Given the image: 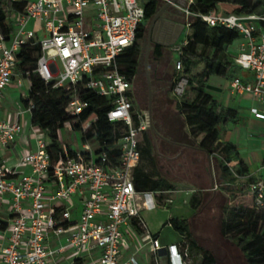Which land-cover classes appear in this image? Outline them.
Wrapping results in <instances>:
<instances>
[{"label": "built area", "instance_id": "built-area-1", "mask_svg": "<svg viewBox=\"0 0 264 264\" xmlns=\"http://www.w3.org/2000/svg\"><path fill=\"white\" fill-rule=\"evenodd\" d=\"M6 1H25L26 7L24 12L12 14L9 37L0 32V96L18 73L16 55L22 46L39 44L36 72L54 87L71 88L67 112L81 113L85 105L80 92L92 90L109 99L108 120L123 122L126 130L117 142L118 164L110 163L105 153L96 161V149L90 141L81 143L79 149L73 147L74 155L67 154L64 160L55 162L47 149L46 133L38 127L34 129L36 150L23 153L18 161L21 167L31 165V172L10 169L0 157V199L9 195L10 203L8 220L0 217V226L6 224L9 229L0 264H59L57 257L66 247H71L75 256L100 248L99 264H140L135 256L121 260L125 234L133 229V223L151 244L154 264H192L194 254L185 233H180L177 243L163 246L141 214L142 207L172 204L174 199L168 195L172 190L139 191L135 186L134 172L141 160V139L150 128L149 117L135 105L133 82L119 69L117 57L135 42L145 18L144 0ZM187 6L181 9L186 14L185 27H190ZM200 16L211 26L239 31L233 59L253 75V80L234 76L231 90L264 101V13L209 12ZM32 21L44 25L46 39L41 40L39 32L29 27ZM187 43L186 37L174 45V50L180 54ZM175 68L183 70L181 60L176 61ZM183 88L176 86L174 93H182ZM34 106L30 102L25 110L31 113ZM250 112L264 120V109L252 107ZM89 126L90 122L83 124L82 130ZM23 127L19 119H0V150L14 142ZM64 127L73 130L71 122ZM64 149L67 153L65 143ZM250 189L263 196L264 180L258 179ZM75 197L81 201V211L72 226ZM56 202L62 204L58 212ZM51 234H65V242L51 247Z\"/></svg>", "mask_w": 264, "mask_h": 264}, {"label": "trees", "instance_id": "trees-1", "mask_svg": "<svg viewBox=\"0 0 264 264\" xmlns=\"http://www.w3.org/2000/svg\"><path fill=\"white\" fill-rule=\"evenodd\" d=\"M164 3L162 0H144L145 18L140 24L135 42L117 57L119 69L132 82L137 75L142 58L146 24ZM25 7V1L0 0L1 33L10 36L13 31L12 14L24 12ZM187 7L191 12L189 17L191 33L187 36L188 43L176 59V61L181 60L183 70L179 72L174 68L173 73L166 74L159 72L158 67L152 64V60L149 61L153 95H155L156 79L167 82L166 95L173 94L181 78L186 79V87L182 95L175 100L174 105L192 138L200 137L198 147L210 155H216L218 159L220 176L225 183L224 189L230 200L222 221L221 233L231 239L242 251L248 264H264V195L259 196L257 192L250 189V185L258 181V178L251 174L243 161L239 159L236 146L220 140L223 125L228 121L238 122L237 111L219 103L208 91L209 77L213 74L228 78L239 76L238 72L241 68L234 62L229 47L240 37V33L237 29L222 25L211 26L200 16L209 12L264 13V0H193ZM174 12L181 20V12L177 10ZM163 49V45L154 43L152 54L155 62H159L163 57ZM40 53L39 44L23 45L16 55L17 69L30 80L29 92L23 102L25 106H28L30 102L35 105L31 111V123L46 133L49 140L47 149L53 160L59 162L64 160L67 154L70 156L75 154L74 148L69 144H65L66 153L64 142L59 134L65 123L71 122L73 129L80 131V143L86 141L93 143L96 149V161L100 159L102 153H105L110 163L118 164L120 149L117 142L125 132L126 126L121 121L108 120L107 114L111 108L109 99L92 90H81L80 98L85 105L82 112L76 115L67 112L66 108L72 99L73 92L71 88L54 87L52 83H46L40 77L36 72ZM201 64L202 71L194 72V69ZM189 92L192 94L189 95ZM87 122H90V126L83 131L82 125ZM155 129L157 134L161 133L157 126ZM149 131L150 129L141 139L140 150L141 157L146 156L152 159L153 144ZM134 180L139 191L173 188V185L164 177H155L140 164L135 168ZM61 207V202L55 203L57 212ZM169 221L179 233L187 235L192 253L195 249H199L202 252L200 259L204 260L205 264H217L213 253L201 248L193 238L187 218L172 217Z\"/></svg>", "mask_w": 264, "mask_h": 264}, {"label": "rangeland", "instance_id": "rangeland-1", "mask_svg": "<svg viewBox=\"0 0 264 264\" xmlns=\"http://www.w3.org/2000/svg\"><path fill=\"white\" fill-rule=\"evenodd\" d=\"M184 4L186 7L188 0H184ZM171 9L181 12L182 22L186 20V14L176 4L171 6ZM35 24L32 21L29 27L39 32L41 40L46 39L47 34L44 25L40 22ZM146 28H148L147 24ZM190 33V27L186 26L178 39V43H181ZM146 37L143 40L142 58L133 81V88L135 105L148 113V88L144 60L147 45ZM153 45L154 42L152 41L147 57L148 69L149 61L152 60V64L158 67L159 72L173 73L178 53L171 46H163L164 55L159 62H155L152 54ZM202 69L203 65L201 64L194 69V72H200ZM16 77L20 78L21 74L18 72ZM181 82L182 84L177 86L179 88L185 87L186 80H181ZM14 83H16V79ZM154 83L155 95L152 94V116L154 126H157L161 133L153 136L151 130L149 131L153 144L152 159L146 156L141 157L140 166L155 177H164L173 185V188L170 189L172 191L168 195L174 199V202L166 207L157 206L154 209L142 211L146 222L152 232L159 233L160 242L168 244L178 242L180 233L167 222L172 217L187 218L193 238L201 248L213 253L217 264H248L242 251L231 239L221 233L222 221L225 217L226 207L230 205V200L224 189L225 183L220 176L216 155L202 151L198 147L200 137L194 139L190 135L189 129L185 126L174 105L175 100L181 95L175 96L172 93L166 95L167 82L156 79ZM15 89L16 92L11 95L13 97H18L19 92L28 94V88L19 87ZM26 96H21V104H24L23 100ZM59 134L65 144L77 149L81 148L80 131L63 127ZM222 136L223 130L221 131ZM7 210L4 208L3 213L0 212L4 219H7ZM146 250L145 247L144 252ZM200 253L202 254L199 249L193 251L192 264H205L204 260L200 259ZM144 261L148 264L152 263V260ZM165 261L162 260V262Z\"/></svg>", "mask_w": 264, "mask_h": 264}, {"label": "crops", "instance_id": "crops-1", "mask_svg": "<svg viewBox=\"0 0 264 264\" xmlns=\"http://www.w3.org/2000/svg\"><path fill=\"white\" fill-rule=\"evenodd\" d=\"M176 6L181 9V7H185V4L177 2ZM33 24H35L34 21ZM157 25L158 23L155 25L153 32L155 30L158 31ZM165 36L167 37V33L165 34ZM236 45L237 42H235L232 47H229V51L233 56L237 53ZM171 47L174 50V45H172ZM238 73V75L245 80H253V75L248 71L241 69ZM16 76L0 96V119L9 121L19 119L24 127L23 131L16 137L14 142H12L7 148H3L0 150V157L5 159L6 164L10 169H16L19 172L29 173L31 172V165L24 167L18 166L20 156L23 153L36 150L37 147L34 131L35 127L31 123V113L25 110L26 106L24 104L20 103L21 96H25L28 94L19 92L18 97H13L11 95L13 92H16L15 88L19 87L28 88L29 92L30 81L27 77L18 78ZM15 79L16 83H14ZM231 80L232 78L230 77L228 78L215 74L209 77L210 88L208 89V91L219 103L226 107L235 109L238 115V122L234 123L232 121H228L223 125V136L220 140L223 143H233L237 148L239 159L243 161L248 171L259 180H264V169L262 168L264 162V120L255 118L250 112V109L252 107L264 109V101L257 100L249 94L233 93V91L231 90ZM182 93L173 92L175 96L182 95ZM191 94L192 92H189V95ZM9 207V195H4L2 199H0V212L3 213L4 208L6 210L8 209L7 219L2 218L1 215L0 217L5 221L8 220V217L10 215ZM147 210H151V208L142 207V216V211ZM80 211L81 201L78 197H75V203L71 215L72 226H74L76 222H78L80 218ZM148 228L151 234L160 242L159 233L152 232L149 225ZM8 234L9 229L6 224L4 226H0V252L1 249L7 244ZM64 242L65 234L59 236L55 234L50 235L49 244L51 247H59ZM173 243L177 242H171L168 244H162L160 242V244L163 246ZM145 247L147 248L146 252H144ZM100 255V248H93L91 250L82 252L79 256H75L72 248L66 247L63 253L58 255L57 261L59 264H99ZM161 255L162 260H165L164 251L161 253ZM130 256H135L140 264H148L144 260H152L153 263L151 244L144 238V234L136 226L135 223H133V229L129 233L125 234V244L122 247L121 253L122 262L127 260Z\"/></svg>", "mask_w": 264, "mask_h": 264}, {"label": "water", "instance_id": "water-1", "mask_svg": "<svg viewBox=\"0 0 264 264\" xmlns=\"http://www.w3.org/2000/svg\"><path fill=\"white\" fill-rule=\"evenodd\" d=\"M177 2H180L181 4H184V0H168L164 3V5L159 8L155 14L151 17L150 23L147 28V45L145 49V69H146V77H147V87H148V117H149V126L150 130L155 136L157 134V131L155 129L154 123H153V116H152V84L149 76V69H148V62L147 57L150 50L151 42L161 43L164 47L175 45L180 38L182 31L185 27V24L181 21L173 20L171 18H164L162 16L164 10L170 6L175 5ZM164 21V26H159L158 33L154 34L153 29L155 28V25L157 24V21L160 20ZM160 31H163L167 33V37L169 40H166L164 42H160ZM154 37V38H153ZM163 37V34L161 35V38Z\"/></svg>", "mask_w": 264, "mask_h": 264}, {"label": "flooded vegetation", "instance_id": "flooded-vegetation-1", "mask_svg": "<svg viewBox=\"0 0 264 264\" xmlns=\"http://www.w3.org/2000/svg\"><path fill=\"white\" fill-rule=\"evenodd\" d=\"M163 5H164V4H163ZM163 5H162V6H163ZM162 6H161V7H162ZM161 7H160V8H161ZM162 16H163L164 18H171V19H173V20L180 21V19H179L177 13L174 12V10H172L171 7L166 8V9L164 10ZM149 23H150V20L147 22V27H148ZM157 23H158V25H157V26H158L157 29L159 28V26H164V21H161V19L158 20ZM157 32H158L157 30L154 31L155 34H157ZM162 34H163V37L161 38V35H162ZM165 34H166L165 32L160 31V37H159V39H160L159 41H160V42H164V41H166V40H169V38H166ZM153 38H154V37H153ZM154 43H156V42H154ZM158 44H161V43L158 42ZM161 45H162V44H161Z\"/></svg>", "mask_w": 264, "mask_h": 264}]
</instances>
